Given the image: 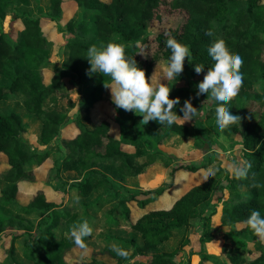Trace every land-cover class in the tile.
Returning a JSON list of instances; mask_svg holds the SVG:
<instances>
[{
    "label": "trees",
    "instance_id": "obj_1",
    "mask_svg": "<svg viewBox=\"0 0 264 264\" xmlns=\"http://www.w3.org/2000/svg\"><path fill=\"white\" fill-rule=\"evenodd\" d=\"M75 1L78 15L67 21L65 27L60 26L65 34V51L58 64L51 60L55 46L42 31L41 18L59 22L64 0H0V21L11 7L16 10L13 20L20 19L24 25L17 40H13L0 23V154L7 157L6 167L0 170V202L18 208L17 212L0 214V241L11 237L6 247L7 262L72 264L67 254L76 245L69 230L73 224L85 220L81 212L94 206L96 200L88 198L95 192L102 197L109 193L106 184L112 180L135 182L152 167L170 165V154L162 145L181 146L192 136L199 147L216 142L202 118H194L195 135L179 120L171 126L156 121L144 124L142 116L115 105L114 115L93 123L83 120H92L91 109L109 92L104 82H109L110 77L89 72L87 51L91 45L107 46L109 42L125 45L126 56L134 57L150 80L160 62H167L172 54L165 44L170 34L189 46L192 53V62L186 58L184 71L174 78L187 81L188 86L170 92V98H180L174 109L179 116H183L180 108L184 101L190 99L199 111L207 106L206 120L216 121L218 102L207 98V94L197 96V85L214 64L208 49L217 39H223L230 52L243 59L240 70L243 85L228 105L231 114L241 117V123L217 133L240 143L242 162L251 165L248 175L238 179L220 167L224 178L215 175L195 183L171 206L147 210L136 220L129 202L136 199L145 208L157 201L167 187L142 200L135 195L124 197L110 210L115 213L120 210L131 229L130 238L121 237L125 242L121 249L127 255L120 256L112 248H106L94 252L83 264H179L185 245L190 243L191 221L206 211L221 187L229 191L221 223L231 230L226 233L223 254L215 260L203 255L197 264H264V242L245 223L252 210H258L264 217V0ZM210 31L212 35L207 34ZM195 65H203L204 70L197 74ZM66 78L75 80L80 90L86 87L84 118L71 114L70 107L75 102L69 101L68 107L59 105V97L68 95L61 90ZM114 123L119 126L118 134L113 133ZM69 127L75 133L63 135V130ZM34 138L42 145L59 139L53 147L62 156L55 158L48 150L38 151L32 144ZM125 144L134 145L136 150H126ZM48 158L53 166L46 179L40 180L36 169ZM207 166V163L181 164L172 169L171 175L179 169L196 172ZM22 181H28L31 187L42 186L27 203L18 197ZM46 187L61 194V200L51 198ZM150 193L146 191L145 195ZM79 198L82 200L76 203ZM35 212L44 213L37 223L28 217ZM115 217L111 225L121 222L118 215ZM10 228L18 230L8 233ZM24 233L27 238L23 259L19 261L16 241ZM94 233L96 229L85 238V244ZM104 253L114 262L99 257Z\"/></svg>",
    "mask_w": 264,
    "mask_h": 264
},
{
    "label": "rangeland",
    "instance_id": "obj_2",
    "mask_svg": "<svg viewBox=\"0 0 264 264\" xmlns=\"http://www.w3.org/2000/svg\"><path fill=\"white\" fill-rule=\"evenodd\" d=\"M66 2V0L64 1ZM65 5V4H64ZM63 7V6H62ZM66 7V6H65ZM8 16L2 21L1 27L8 31H10V19H13L14 13L16 10L14 8H8ZM74 11V10H73ZM71 12V9H68V14ZM77 11L73 17H76ZM11 17V18H10ZM46 18V17H42ZM41 18V19H42ZM70 20V19H69ZM68 20V21H69ZM11 32L13 40H17L18 32L21 30L20 27L23 25V21L18 19L16 21L11 20ZM21 23V24H20ZM59 23V22H58ZM67 22L64 23L63 27H65ZM42 25V24H41ZM24 26V25H23ZM45 27V26H44ZM18 29V30H17ZM151 30H158L156 27H151ZM42 31L45 34L43 27ZM7 32V31H6ZM62 32V30H60ZM64 34V33H63ZM46 35V34H45ZM47 36V35H46ZM50 41L54 43L53 40L49 36H47ZM65 38V34H64ZM57 42L62 40L61 35L59 34L56 39ZM136 46H140L139 43L135 44ZM65 51V44L63 45ZM64 51L58 52L56 48L52 51L51 60L56 61L58 64H61V59L59 57H63ZM62 54V56H61ZM59 56V57H58ZM166 62L161 61L159 66L156 68L152 77V83L160 84L163 83L171 87V91L177 87L188 86V82L185 80L175 81L174 79L171 81H167L163 79V68L165 67ZM50 72H48L47 77L49 78ZM151 80V78H150ZM149 80V81H150ZM63 92H68L67 96H61L58 99L59 105H63L68 107L69 101L75 102L74 106L70 107V112L74 117L81 116L84 118L86 109L84 107L85 97L87 95L86 87L82 86L81 90L78 86V83L71 78H66L62 82ZM115 106L111 99V92L106 94L105 98L99 101L93 109H91L90 114L92 117L91 121H86L87 123H93L98 118H105L115 114ZM207 106H204V109L199 111V115L195 118H202L203 123L206 127H210L213 134V139L216 142L212 146L207 147H199L197 143V139L193 136L186 140L184 143L180 144L181 146H176L175 143L173 145L166 144L164 146L170 148L166 150L167 153L170 154L171 163L170 165L157 166L150 168L146 173L140 174L135 182H120L117 180H112L107 183V189H110L109 193L111 194H103L100 197L99 192H95L88 200H96L94 206H89L86 211L82 210L81 216H85V220L87 219L89 225L92 229H96V233L92 237L88 239V243L86 250L81 249L78 246L74 247L68 254L67 258L72 262V264H83L85 259L89 258L93 255L94 252H101L106 248L114 247H123L125 242L121 237L130 238L131 229L128 224H126L124 214L117 210L115 213L114 210L111 212V208L114 205H117L121 199L124 197H129L131 195H135L137 199H145L147 197L155 196L157 190H160L164 187H167V191L155 202L148 204L145 208H141L138 201L136 199L131 200L129 202L132 216L136 220L142 213L147 210L153 208L160 207H169L172 203L180 197L189 187L198 183L203 179L204 173L209 167H213L218 169L216 172L217 177L224 178V173L220 170L224 168L229 170L230 164L233 162H242V146L240 143L235 142L230 137L224 135V133L218 135V126L216 121L213 119L206 120L205 114L207 112ZM183 117V116H181ZM179 122L188 125L191 133L195 135L196 128V120L193 119L191 121L183 122L179 120ZM119 126L114 123V134H118ZM75 129L69 127L65 131L62 132L63 135H72L75 133ZM239 139V138H238ZM240 141V140H239ZM59 142V139H56L53 143L49 145L39 144L35 138L32 141V144L38 151H49L51 156L55 158H60L62 153L54 148L55 143ZM129 151L127 147H124ZM135 151V150H134ZM132 151V152H134ZM7 157L4 154H0V170H3L6 167ZM207 163L208 166L206 168H202L199 171L193 172L185 169H179L176 171L175 175H171V171L174 167H177L181 164H191V165H200ZM53 166V161L51 158H48L43 164H41L36 169V176L40 180H45L46 175ZM230 171V170H229ZM231 172V171H230ZM69 178V177H67ZM69 179H72L70 177ZM75 179H72L73 181ZM224 184L226 181L224 180ZM223 184V185H224ZM41 185L36 187H31L28 181L20 182V189L18 197L21 199L23 203H27L32 196L36 193V190L41 188ZM45 190L52 198H56L58 201L61 200V194L55 192L50 187H46ZM113 191V192H112ZM146 191H151L149 195H145ZM77 193H74V196ZM72 196V195H71ZM229 198V191L221 187L215 193L213 200L206 211L197 218H194L192 223V228L190 232V243L186 244L184 250L181 254V259L179 260V264H186L188 261H191L192 264H197L203 255H207L211 257L213 260L218 259L223 254V248L226 244V233L230 232L231 227L223 225L221 223V214L224 202ZM82 198H79L76 203H80ZM119 206H121L119 204ZM122 207V206H121ZM120 208V207H119ZM121 209V208H120ZM18 208L13 204H6L4 202H0V214L2 213H14L17 212ZM116 215L119 216L121 222L119 225L114 224L111 225L110 221H115ZM44 213H32L28 217H30L35 223H37L42 217ZM113 219V220H112ZM240 226L243 224H239ZM17 228H10L7 230L8 233L11 231H17ZM178 235V234H177ZM27 238L26 233L16 241V256L20 261L23 259V244L25 239ZM11 237L6 236L2 241H0V261L1 264H9L7 262V251L6 247L10 244ZM99 257L105 258L111 263L114 262L113 258L108 254H99ZM211 264V263H209Z\"/></svg>",
    "mask_w": 264,
    "mask_h": 264
},
{
    "label": "clouds",
    "instance_id": "obj_3",
    "mask_svg": "<svg viewBox=\"0 0 264 264\" xmlns=\"http://www.w3.org/2000/svg\"><path fill=\"white\" fill-rule=\"evenodd\" d=\"M212 35V32H208ZM166 47L171 50V56L163 68V79L173 80L184 71L185 59L192 62V53L189 46L180 43L170 34L165 41ZM208 54L214 61L208 68L206 75L198 87L197 96L207 94V98L214 99L219 106L216 108V124L223 132L230 126L241 123L239 115L231 114L228 108L230 102L239 94L243 85L241 67L243 59L230 52L223 39H217L208 49ZM87 59L91 65L89 72L110 77L104 87L110 89L113 104L127 112H134L142 116L141 122L147 124L156 121L160 125L171 126L178 120L191 121L199 115V110L193 107L191 100H185L180 111L183 117L177 115L174 109L179 105L180 98H170L171 87L163 83L154 84L146 77L145 71L140 68L134 57L125 54V45L109 42L107 46L93 44L87 51ZM204 70L203 65H195L194 71L199 74ZM153 76V75H152ZM251 165L248 162H233L229 170L236 178H245ZM218 169L209 167L203 179L215 177ZM259 186V185H256ZM253 234L264 242V217L258 210H252L245 221ZM93 229L87 220L73 224L69 235L76 246L87 248L85 238L92 235ZM120 256L127 253L119 247L113 249Z\"/></svg>",
    "mask_w": 264,
    "mask_h": 264
},
{
    "label": "crops",
    "instance_id": "obj_4",
    "mask_svg": "<svg viewBox=\"0 0 264 264\" xmlns=\"http://www.w3.org/2000/svg\"><path fill=\"white\" fill-rule=\"evenodd\" d=\"M62 6H63L64 13H63L62 19L59 21V23L56 22V21L51 20L50 18H42L41 19V24H42V27H43V30H44L45 34L47 36H49L51 38V40L54 41V46L57 49V51L58 52L60 51V52L63 53V51H64V48H63L64 46L63 45L65 44V38H64L63 32H60V26L63 27L64 23L67 22L69 19H71L75 15L76 11H78V3L75 0H66V2L62 3ZM69 8L71 9V12L68 14V9ZM7 17H9V16L7 15ZM11 20H13V19L12 18L10 19V25H9L10 26L9 27L10 31H8V29H6L5 31L9 32L12 35L11 24L13 25L15 23H12ZM14 21H16V20H14ZM22 28H23V25L20 27V29H22ZM59 34L61 35L62 40L57 42L55 39H56V37ZM61 56H62V54H61ZM62 58L63 57H59V59H61V60H62ZM65 130H63V131H65ZM187 140H189V139H187ZM124 147H127L130 152L136 150V147L134 145H131V144H125ZM162 148L165 151L170 149V148H168V147H166L164 145H162Z\"/></svg>",
    "mask_w": 264,
    "mask_h": 264
}]
</instances>
